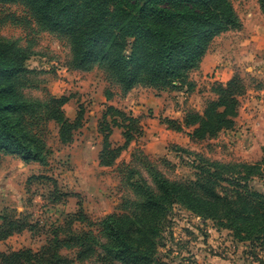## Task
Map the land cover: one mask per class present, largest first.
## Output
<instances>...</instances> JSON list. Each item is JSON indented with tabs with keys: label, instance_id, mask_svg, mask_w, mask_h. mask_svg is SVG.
Masks as SVG:
<instances>
[{
	"label": "rangeland",
	"instance_id": "1",
	"mask_svg": "<svg viewBox=\"0 0 264 264\" xmlns=\"http://www.w3.org/2000/svg\"><path fill=\"white\" fill-rule=\"evenodd\" d=\"M241 20L239 28L216 36L200 67L189 73L192 91L159 89L137 84L123 92L104 66L89 70L72 66L69 38L43 28L22 2H0V37L29 52L30 69L22 78L21 91L31 99L68 96L64 110L73 121L84 110L82 126L73 140L63 143L59 124L45 114L28 116L33 133L46 144L47 164L25 163L18 155L0 151L1 215L12 214L31 225V230L0 240L1 253L31 248L39 250L56 232L67 238L72 232L87 233L105 241L100 221L108 214H133L142 199L137 185L156 190L148 168H156L171 180L187 181L194 175V156L178 152L182 146L224 162H255L264 148V14L259 0H230ZM239 75L246 85L240 98L236 125L204 141L190 139L191 127L178 132L164 123L180 121L189 111L203 112L216 97L213 83ZM110 97V98H109ZM139 117L141 127L114 164L100 163L104 134L100 131L107 106ZM110 117L108 116V119ZM113 147L125 142L123 130L114 128ZM252 185L264 192V169ZM83 213L84 219L79 220ZM158 249L160 264H264V246L242 242L214 220H202L180 206L169 214ZM79 247H63L73 264H122L101 259L100 247L90 257L78 258Z\"/></svg>",
	"mask_w": 264,
	"mask_h": 264
},
{
	"label": "trees",
	"instance_id": "2",
	"mask_svg": "<svg viewBox=\"0 0 264 264\" xmlns=\"http://www.w3.org/2000/svg\"><path fill=\"white\" fill-rule=\"evenodd\" d=\"M22 2L45 29L66 35L72 46L71 64L89 70L104 66L122 88L130 91L141 83L159 89L192 91L189 73L200 67L211 41L241 26L230 0H0ZM264 14V0H259ZM29 52L14 41L0 37V151L18 155L25 163L47 164L46 144L33 133L28 116L45 114L59 124L63 143L73 140L82 126L84 110L71 121L64 110L68 96L46 100L27 98L21 91L28 74ZM216 97L203 112L189 111L182 121L165 118L170 129L191 127L190 139L204 141L236 125L240 98L246 93L242 78L213 83ZM110 98V97H109ZM108 116L110 117L108 119ZM140 118L113 105L103 114L104 134L100 163L114 164L121 151L139 132ZM114 128L123 130L125 142L113 147ZM181 155L194 156V175L187 181L171 180L149 167L157 189L137 185L142 199L133 214L111 213L100 221L105 241L87 233L72 232L61 238L56 232L39 250L31 248L1 253L2 264H73L61 253L63 247H79L78 258L90 257L100 247L101 259L122 264H160L158 249L169 214L176 206L202 220L212 219L242 242L264 246V192L252 185L264 169L262 157L255 162H224L176 146ZM143 185V184H142ZM81 213L79 220L84 219ZM31 230L23 219L1 215L0 240Z\"/></svg>",
	"mask_w": 264,
	"mask_h": 264
},
{
	"label": "crops",
	"instance_id": "3",
	"mask_svg": "<svg viewBox=\"0 0 264 264\" xmlns=\"http://www.w3.org/2000/svg\"><path fill=\"white\" fill-rule=\"evenodd\" d=\"M210 264H214V260L213 259H210Z\"/></svg>",
	"mask_w": 264,
	"mask_h": 264
}]
</instances>
